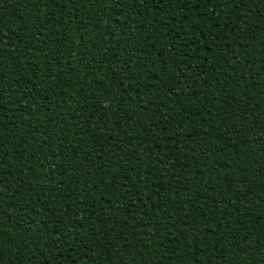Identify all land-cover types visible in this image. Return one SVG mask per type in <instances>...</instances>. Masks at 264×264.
Listing matches in <instances>:
<instances>
[{"label":"trees","instance_id":"obj_1","mask_svg":"<svg viewBox=\"0 0 264 264\" xmlns=\"http://www.w3.org/2000/svg\"><path fill=\"white\" fill-rule=\"evenodd\" d=\"M0 264H264V0H0Z\"/></svg>","mask_w":264,"mask_h":264}]
</instances>
